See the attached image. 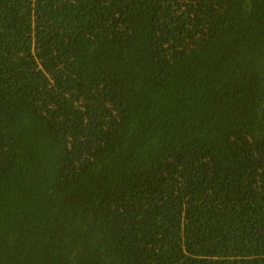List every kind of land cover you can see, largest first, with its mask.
<instances>
[{
  "label": "trees",
  "instance_id": "trees-1",
  "mask_svg": "<svg viewBox=\"0 0 264 264\" xmlns=\"http://www.w3.org/2000/svg\"><path fill=\"white\" fill-rule=\"evenodd\" d=\"M0 264H264V0H0Z\"/></svg>",
  "mask_w": 264,
  "mask_h": 264
}]
</instances>
